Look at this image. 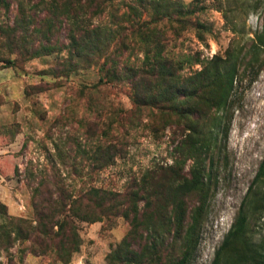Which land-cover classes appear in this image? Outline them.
<instances>
[{"label":"rangeland","instance_id":"obj_1","mask_svg":"<svg viewBox=\"0 0 264 264\" xmlns=\"http://www.w3.org/2000/svg\"><path fill=\"white\" fill-rule=\"evenodd\" d=\"M37 1L0 0V264H129L125 250L150 244L146 224L163 219L166 226L158 252L148 249L141 264L174 263L183 241L174 234L176 225L169 223L175 198L174 184L168 181L175 178L170 167L188 148L182 143L185 123L177 114L151 122L147 111L142 112L131 128L125 125L130 134L121 154L112 164L96 168V147L108 143L114 132L104 134L109 131L102 123L106 115L95 131L92 92L80 90L97 81V69L58 76L52 71L60 68L55 53L21 60L17 67L3 60L17 57L5 40L7 31L16 28L18 35L22 29L31 30L27 15ZM181 1L201 8L192 18L205 28L201 39L196 28H182L178 37L169 39V55L181 59L198 54L207 61L214 55L225 58L227 50L234 49L232 60L237 64L229 106L219 112L222 124L229 120L226 136L212 120L199 121V131L214 138L212 149L203 151L199 161L208 167L213 158L217 182L211 187L187 264H212L264 158V48L255 46L263 32L264 0ZM35 11L44 15L42 5ZM65 27L58 29L62 41ZM200 68L201 64L192 63L182 73L191 75ZM94 98H106L125 110L131 107L126 86H112L107 94ZM121 132L116 130L118 135ZM180 159L174 167L182 166L181 172L188 175L193 160ZM92 184L119 193L116 200L124 204L134 192L144 197L139 200L137 222L132 214L126 218L106 212L93 222L74 215L75 207L91 216L87 202ZM255 189L263 191L264 184L258 182ZM152 191L159 193L152 196L159 202V214L151 220L142 214ZM196 203L194 195L180 200L187 209ZM248 231L254 241L264 238V212L249 209Z\"/></svg>","mask_w":264,"mask_h":264},{"label":"trees","instance_id":"obj_2","mask_svg":"<svg viewBox=\"0 0 264 264\" xmlns=\"http://www.w3.org/2000/svg\"><path fill=\"white\" fill-rule=\"evenodd\" d=\"M39 5L43 7V16H38L35 11ZM31 7L33 13L27 18L33 23L32 29H22L18 35L16 28L7 31L5 40L13 45L17 57L3 60L17 67L21 60L55 53L60 68L52 71H57L58 76L91 67L97 69V81L84 84L80 90L92 92L95 131L101 117L106 115L102 123L109 131L104 134L107 137L111 129L114 132L109 135L108 143L96 147V168L112 164L121 154L130 134L125 125L131 128L142 112L147 111L151 122L155 117L168 120L170 114H177L185 123L187 134L182 143L188 148L176 159L174 166L178 165L181 157L184 162L193 160V164L188 175L181 172L182 166L170 167L175 178L168 183L174 184L175 199L168 218L169 223L176 225L174 234L183 241L180 257L172 264H187L195 250L193 237L206 209L211 187L217 182L213 158L208 167L199 161L202 152H209L214 143L211 133L199 131V121L212 120L220 133L226 136L229 120L226 125L222 124L223 116L219 112H226L229 106L237 72V64L232 60L234 49H228L225 58L214 55L207 61L201 60L198 54L193 57L184 55L181 59L171 57L167 48L169 39L178 37L185 27L196 28L201 39V30L205 28L199 20L192 18L201 8L181 0H38ZM23 13L24 10L20 9L19 14ZM103 15L107 16L106 21H97ZM17 23H20L19 16ZM63 25H66L65 41L58 35V29ZM255 46L264 48V24ZM192 63L201 64V68L191 75H184L183 69ZM115 85L127 87L131 100L129 109L125 110L106 98H94L101 93L107 94ZM119 129L122 132L118 135L116 130ZM258 182L264 184V158L235 220L215 252L212 264H264V238L254 241L248 233L249 209L253 207V212H264V190L258 192L255 189ZM88 194L90 217L85 216L86 211L79 213L75 207L72 208L73 214L84 220L93 222L100 215L111 212L126 218L132 214L135 223L140 216L139 200L144 197L138 192L130 195L125 200L126 204L116 200L119 193L94 184ZM157 194V191L148 192L145 198L146 210L142 216L151 220L159 214V202L155 203L152 197ZM184 195L196 196L197 203L189 209L181 207L180 200ZM165 226L164 219L163 223H147L151 243L141 250L127 248L123 253L125 260L129 264H141L149 250L158 252ZM123 244L126 245L125 242Z\"/></svg>","mask_w":264,"mask_h":264}]
</instances>
